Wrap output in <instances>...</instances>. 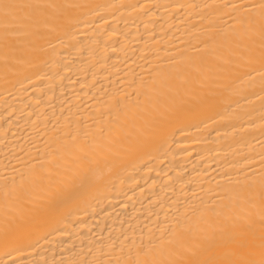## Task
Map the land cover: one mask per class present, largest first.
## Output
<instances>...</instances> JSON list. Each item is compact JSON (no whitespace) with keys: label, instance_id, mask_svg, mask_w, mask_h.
I'll list each match as a JSON object with an SVG mask.
<instances>
[{"label":"bare ground","instance_id":"1","mask_svg":"<svg viewBox=\"0 0 264 264\" xmlns=\"http://www.w3.org/2000/svg\"><path fill=\"white\" fill-rule=\"evenodd\" d=\"M264 0H0V264H260Z\"/></svg>","mask_w":264,"mask_h":264},{"label":"snow or ice","instance_id":"2","mask_svg":"<svg viewBox=\"0 0 264 264\" xmlns=\"http://www.w3.org/2000/svg\"><path fill=\"white\" fill-rule=\"evenodd\" d=\"M238 264H251V262L243 261V262H238ZM260 264H264V259L261 260Z\"/></svg>","mask_w":264,"mask_h":264}]
</instances>
